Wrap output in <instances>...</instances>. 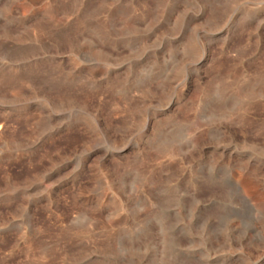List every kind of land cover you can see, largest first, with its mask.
Wrapping results in <instances>:
<instances>
[{
  "label": "rangeland",
  "instance_id": "1",
  "mask_svg": "<svg viewBox=\"0 0 264 264\" xmlns=\"http://www.w3.org/2000/svg\"><path fill=\"white\" fill-rule=\"evenodd\" d=\"M0 264H264V0H0Z\"/></svg>",
  "mask_w": 264,
  "mask_h": 264
}]
</instances>
